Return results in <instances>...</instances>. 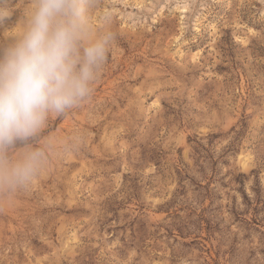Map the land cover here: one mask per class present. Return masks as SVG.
<instances>
[{"label": "rangeland", "instance_id": "rangeland-1", "mask_svg": "<svg viewBox=\"0 0 264 264\" xmlns=\"http://www.w3.org/2000/svg\"><path fill=\"white\" fill-rule=\"evenodd\" d=\"M37 0H0V48ZM91 92L0 149V264H264V0H83Z\"/></svg>", "mask_w": 264, "mask_h": 264}, {"label": "clouds", "instance_id": "clouds-1", "mask_svg": "<svg viewBox=\"0 0 264 264\" xmlns=\"http://www.w3.org/2000/svg\"><path fill=\"white\" fill-rule=\"evenodd\" d=\"M87 35L83 0H37L22 34L0 48V149L28 140L50 114L89 96L109 38L85 43ZM43 158L33 151L3 168L0 186L23 183Z\"/></svg>", "mask_w": 264, "mask_h": 264}]
</instances>
